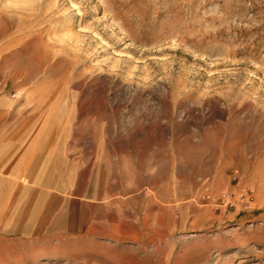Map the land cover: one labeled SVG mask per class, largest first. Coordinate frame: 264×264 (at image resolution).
I'll list each match as a JSON object with an SVG mask.
<instances>
[{"label": "rangeland", "instance_id": "rangeland-1", "mask_svg": "<svg viewBox=\"0 0 264 264\" xmlns=\"http://www.w3.org/2000/svg\"><path fill=\"white\" fill-rule=\"evenodd\" d=\"M3 97L89 201L0 264H264V0H0Z\"/></svg>", "mask_w": 264, "mask_h": 264}, {"label": "crops", "instance_id": "crops-1", "mask_svg": "<svg viewBox=\"0 0 264 264\" xmlns=\"http://www.w3.org/2000/svg\"><path fill=\"white\" fill-rule=\"evenodd\" d=\"M19 109L15 102L0 98V237H59L76 228L87 230L88 221L71 217L69 207L86 206L88 197L77 192L70 199L66 191L79 189L84 179L79 153L72 156L77 167L68 185L63 134L49 130L40 111L21 116ZM99 159L89 156L81 163L97 166Z\"/></svg>", "mask_w": 264, "mask_h": 264}]
</instances>
